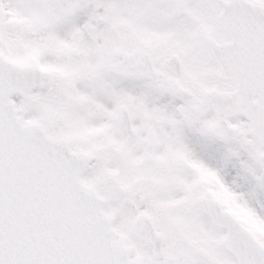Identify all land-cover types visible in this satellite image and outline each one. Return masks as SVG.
Instances as JSON below:
<instances>
[{"label": "snow or ice", "instance_id": "6c2138e0", "mask_svg": "<svg viewBox=\"0 0 264 264\" xmlns=\"http://www.w3.org/2000/svg\"><path fill=\"white\" fill-rule=\"evenodd\" d=\"M0 264H264V0H0Z\"/></svg>", "mask_w": 264, "mask_h": 264}]
</instances>
